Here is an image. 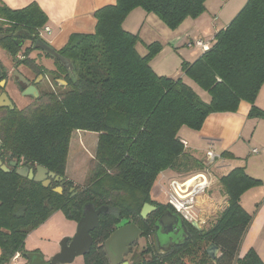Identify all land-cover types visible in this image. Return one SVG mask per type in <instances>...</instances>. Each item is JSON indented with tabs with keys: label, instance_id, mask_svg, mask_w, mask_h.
<instances>
[{
	"label": "trees",
	"instance_id": "trees-1",
	"mask_svg": "<svg viewBox=\"0 0 264 264\" xmlns=\"http://www.w3.org/2000/svg\"><path fill=\"white\" fill-rule=\"evenodd\" d=\"M205 1L115 0L93 12L92 33L71 34L57 49L70 60L72 72L46 53L56 65L52 77L62 78L66 85L37 105L8 110L3 147L16 159L62 176L64 185L61 193L53 190L57 182L48 187L39 182L23 185L21 177L0 170V264H10L12 256L23 250L26 235L52 213L61 211L78 221L86 204L106 206L107 212L99 215L91 231L93 242L83 255L84 264H109L103 242L116 224L131 221L147 239L157 213L142 218V206L171 208L151 196L157 177L166 172L167 180L187 178L203 170L202 159L178 136L182 126L199 130L209 114L235 112L241 101L250 104L247 117L264 119V110L255 105L264 84V0H247L211 37L206 51L191 62H181L183 74L206 92L207 99L182 77L157 74L150 61L160 43L148 44L141 55L136 50L138 34L123 27L127 15L139 7L174 28L203 13ZM0 23L26 28L39 38L47 16L36 2L12 9L0 0ZM6 49L14 58L16 51ZM76 130L97 134L89 179L81 186L64 174ZM218 181L226 206L215 217L200 230L186 222L191 233L183 243L163 255L148 244L130 253L128 264H264L253 249L239 255L252 219L240 197L262 181L243 167H234ZM210 244L217 246L215 258L206 251Z\"/></svg>",
	"mask_w": 264,
	"mask_h": 264
},
{
	"label": "crops",
	"instance_id": "crops-1",
	"mask_svg": "<svg viewBox=\"0 0 264 264\" xmlns=\"http://www.w3.org/2000/svg\"><path fill=\"white\" fill-rule=\"evenodd\" d=\"M1 1L6 6L12 9L22 8L31 2H36L47 16V23L45 26L49 28V31L44 32L51 35L50 44L55 49H60L62 46H64L71 34L92 33L94 31L95 26V18L93 17V12L104 5L115 3V0ZM224 4L225 6L218 13V16L222 17L221 13L225 9L227 12H234L232 10H236L235 12H237V10H240L238 9L239 7L236 8L235 3L231 2L230 0H224ZM207 7H209V10ZM130 13L128 15H130ZM210 13L211 10L209 6V1L207 5L205 1V10L200 16V20H204L202 26L204 32L202 33L199 30L196 31V38L208 39L210 37H213V35L218 31H211L209 27V22H207V18L210 16ZM128 15L123 21V24H129V22H127V19L129 17ZM215 16L214 18L217 17ZM230 18L231 17H227V19H225L226 22ZM196 20H198V18ZM226 25H224V27ZM124 28L130 32H133L126 27ZM198 29L201 28L198 27ZM181 39L182 37L179 36L173 40H170V44L171 46H173V49L178 48ZM166 49L167 47H161L160 51L156 55L158 56L161 54V56H159V58H157L153 63L152 61L153 59H155L156 56L150 61V65L153 70L160 75H168L166 73L168 71L166 70L164 65L165 63H167L166 61L170 54L166 51ZM138 53L141 55L145 54L140 53L139 51ZM192 53L195 54L193 57V60H195L197 57H199L201 51L197 47L193 46ZM185 61L191 62L190 60ZM260 95H264V84L259 89L255 98V104H257L259 108L264 110V98L261 101ZM249 108L250 104L248 102L241 101L237 111L235 112L209 114L205 118L199 130H189L183 128L185 126H182L181 129L178 131V136L185 143L186 147L192 152L193 150L198 151L199 153L197 154L195 152L193 153L200 159L203 158L208 147H211L215 153L220 154L222 156L221 162H218L216 164V166H218V168L215 169L217 177L213 178V180L211 181V187L206 191V193L198 197L197 213L198 220H200V222L215 217L226 206V196L220 193V187L217 185L219 183L218 178L221 175L227 174L234 167H243L247 174L260 179L258 177L259 175H255L257 173L253 171V163H250V165L249 163H247V161L243 162L244 160L240 158V155L242 154L241 148L244 147L241 146V140L243 138L242 135L244 129L248 124L251 123V121H254L256 122V124H258L262 120L261 118H254L253 120V118L251 119L250 117H247ZM195 137H197L196 142H194ZM190 142H193L194 146L191 145ZM254 148L256 147H253L252 149ZM252 149L250 150L251 153H253ZM256 149H258L259 151V148ZM224 151L227 153V155H222ZM160 175L161 176L157 178V183L161 188L165 190L166 188H164V186L168 184L166 172H163ZM260 180L262 181V188H260L259 186L250 188L245 191L240 197V203L242 207L249 214H251L252 219L241 242L239 255L242 256L247 250L253 249L264 263V193L262 192V190L264 189V183L262 179Z\"/></svg>",
	"mask_w": 264,
	"mask_h": 264
},
{
	"label": "rangeland",
	"instance_id": "rangeland-1",
	"mask_svg": "<svg viewBox=\"0 0 264 264\" xmlns=\"http://www.w3.org/2000/svg\"><path fill=\"white\" fill-rule=\"evenodd\" d=\"M208 1L211 13L207 18V22H209L211 31H217L224 27V25H226L238 12V10L237 12H235L236 10H232L234 12H227L225 9L221 13L222 17L218 16V13L225 6L224 0H206V5L208 4ZM230 1L235 3L236 8L239 7L238 9H241L247 0ZM207 8L209 10V7ZM201 14L196 18L187 17L176 27L171 28L167 26L156 14L147 13L142 8L138 7L133 9L130 15H128L129 17L127 19V22H129V24H123V26L133 31V33L138 34L139 40L136 44V47L140 53H146L147 45L152 43L153 41H158L161 47H167L166 51L170 54V56L167 58V63H165L164 65L166 70L168 71L166 73L173 77H182L184 81L189 83L199 93V95H201L203 98H207L208 95L206 94V92L200 89L192 80L185 76L181 70V62L183 60L192 61L195 55L194 53H192L193 42L195 41V39H199L196 38V31L199 30L202 33L204 32V30L202 29L204 20H200ZM214 16L217 19L214 18ZM227 17L231 18L226 22L225 19H227ZM197 18L198 20H196ZM198 27H200L201 29H198ZM43 28L41 29L40 36L45 42L51 45V35L44 32ZM179 36L182 37L179 46L177 49H173V46H171L170 44V40H173ZM159 56H161V54L156 56L155 59H153L152 63L157 58H159ZM61 85L63 86L64 84L62 83ZM59 87L61 86H58V88ZM260 96V100L262 101L264 95ZM16 98L18 99V103L20 105L24 104L23 98L19 96H16ZM255 105L258 106L257 104ZM252 118L254 120V118L256 117H251V119ZM183 128L193 130L186 126ZM242 137L243 138L241 140V146L244 147L241 148L242 154L240 155V158L244 160L243 162L247 161V163L249 164L253 163V171L257 173L255 175H259L258 177L262 179L264 183V119H262L258 124H256V122L254 121H251V123L248 124L244 129ZM196 139L197 137H195L194 142H196ZM96 141V133L82 130H76L72 132L68 147L64 174L65 178L71 180L74 185L81 186L88 182L91 171L92 158L95 153ZM190 143L194 146L193 142ZM253 147L259 148L258 153L250 152ZM193 152H195L196 154L199 153L196 150H193ZM160 176L161 175H159L158 177ZM157 180L158 179H156L151 188V196L157 202L167 204L169 201L168 191H165L166 189L164 190L163 188H161L158 185ZM177 180L182 181L183 178L179 177L177 178ZM217 185L220 187L219 183ZM167 187L168 184L164 186V188ZM259 187L262 188L263 185L261 184ZM262 192L264 193V189L262 190ZM210 219L211 218H209V220ZM76 223V220L68 218L61 211H55L43 223H41L35 229L31 230L26 235V248H37L46 258H49L59 251L62 238L73 235ZM148 244H152L150 240L142 237L139 238L135 246L132 248L131 254L138 253L144 250ZM131 254L126 256V261L130 259ZM146 257H149V255L145 254V258ZM20 263L21 260L14 262V264ZM67 264H84L83 256H77L71 263Z\"/></svg>",
	"mask_w": 264,
	"mask_h": 264
},
{
	"label": "flooded vegetation",
	"instance_id": "flooded-vegetation-1",
	"mask_svg": "<svg viewBox=\"0 0 264 264\" xmlns=\"http://www.w3.org/2000/svg\"><path fill=\"white\" fill-rule=\"evenodd\" d=\"M0 27L2 28L0 30V160L6 165L8 171H3L1 168L0 170L7 174H16L22 178V183L25 185L28 184V182L37 181L33 178H28L27 175H18L16 170L26 168L28 171L32 170L35 175L37 173L38 165L24 162L16 159L10 153H5L3 146H6L4 142V135L6 119L10 117L8 110H23L27 107L37 105L51 92L56 93L58 88L57 86H65L66 82L62 78L52 77L51 73H53L56 69L54 59L47 56L44 50L34 47L37 38H35L34 34L30 30L26 28L15 29L14 26L9 23H0ZM39 38H41V36H39ZM4 45L16 51L14 58L10 55L6 49L7 47ZM61 81L65 82L63 83V86L61 85ZM29 87L35 88L37 96H33L30 93L23 94V92ZM16 96L23 98L24 104L20 105ZM9 103L12 107L9 106ZM53 182H57L63 189L64 181L60 184L58 181H54L53 179H50L49 183H47L44 187L52 185ZM39 183L42 185V182ZM15 210H20V207L15 206ZM163 211L164 210L158 211V208L156 207L155 210L147 213L145 218H147L151 213H157L155 218L156 221L158 216ZM129 222L132 223L131 221ZM183 222L188 230L187 236H179L178 234L171 235V233H168L162 240L161 236L155 232V228L153 233L148 235L147 239H151L153 250L156 254L163 255L168 253L173 246L183 243L187 237L190 236V228L188 227L186 221L183 220ZM168 229L169 228L166 227L163 228L165 231ZM141 237L142 232L139 238ZM136 242L131 246L129 252L124 254V261H126V256L131 253V250L135 246ZM18 253L19 256L17 261L21 260L20 264L27 263L30 255L34 253L42 254L37 248H26L25 240L23 250ZM43 257L46 258L44 255Z\"/></svg>",
	"mask_w": 264,
	"mask_h": 264
},
{
	"label": "water",
	"instance_id": "water-1",
	"mask_svg": "<svg viewBox=\"0 0 264 264\" xmlns=\"http://www.w3.org/2000/svg\"><path fill=\"white\" fill-rule=\"evenodd\" d=\"M35 48H40L52 57L56 58L69 72L73 71V66L68 58L59 54L57 49L46 43L43 39L37 38L34 44ZM62 83H65L61 81ZM30 93L33 96H37V91L33 87H29L23 92V94ZM9 106L11 104L9 103ZM0 168L3 171H8V168L0 160ZM16 173L20 176H28L33 178L37 182H42L43 186L49 183L50 179L63 183V177L56 175L54 172L47 170L46 168L38 165L37 173L34 175L32 170L26 168L17 169ZM48 177V178H47ZM55 192L60 193L62 188L57 186L53 188ZM155 206L149 203H145L140 211V216L145 218L147 213L155 210ZM107 207L102 206L94 208L91 204H86L83 208L82 216L76 223L75 231L73 235L62 238L60 242L59 251L50 256L48 259L44 258L40 253H34L30 255L29 260L25 264H67L71 263L75 257L83 256L89 252L92 245L91 231L94 230L98 224V218L101 213H106ZM190 225L196 230L201 229V225L193 220L189 222ZM169 228L163 230V228ZM155 232L161 236L163 240L168 233L171 235H188L187 227L185 226L183 219L174 212L171 208L164 210L155 221ZM141 235V230L136 224L130 223L127 220H121L114 226V230L103 242V249L109 264H128L123 260L125 253H128L131 246L138 240ZM208 255L211 258H215L217 254V246L210 244L206 249Z\"/></svg>",
	"mask_w": 264,
	"mask_h": 264
},
{
	"label": "built area",
	"instance_id": "built-area-1",
	"mask_svg": "<svg viewBox=\"0 0 264 264\" xmlns=\"http://www.w3.org/2000/svg\"><path fill=\"white\" fill-rule=\"evenodd\" d=\"M43 30L49 31V28L44 26ZM39 33L41 35V30ZM210 39L211 37L208 39H195L193 46L197 47L201 52H204L209 47ZM252 152L257 153L258 149L254 148ZM221 160L222 156L215 153L211 147H208L202 158V171L190 177L183 178L182 181L177 180V178L168 179V187L166 188L169 195L168 204L184 221L191 222L196 220L201 226L206 224L208 219L201 222L198 220V197L206 193L211 187V181L217 177L215 169L218 166L216 164L221 162ZM18 256L19 253H15L10 260V264L17 262Z\"/></svg>",
	"mask_w": 264,
	"mask_h": 264
}]
</instances>
